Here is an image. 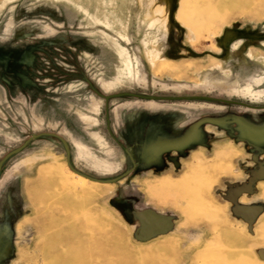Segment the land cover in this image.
Masks as SVG:
<instances>
[{
    "label": "rangeland",
    "instance_id": "374dc122",
    "mask_svg": "<svg viewBox=\"0 0 264 264\" xmlns=\"http://www.w3.org/2000/svg\"><path fill=\"white\" fill-rule=\"evenodd\" d=\"M245 104L264 107V0H0V264H264ZM186 127L166 165L134 148Z\"/></svg>",
    "mask_w": 264,
    "mask_h": 264
},
{
    "label": "flooded vegetation",
    "instance_id": "af4514ba",
    "mask_svg": "<svg viewBox=\"0 0 264 264\" xmlns=\"http://www.w3.org/2000/svg\"><path fill=\"white\" fill-rule=\"evenodd\" d=\"M228 104H233V105H241L242 103H239L237 101H228ZM246 107H250L253 109H262L264 110V107H254L252 105H246ZM159 128H157V131H153V133H149V132H144L143 134L139 135V139L138 142L134 144V148L137 149L138 147H140L141 144H144V142L146 140H148L147 138L150 139L149 143V147L150 150L154 151V159H155V163L153 167H156L155 165H159V164H163L166 165L167 164V158H166V152H170L171 156L174 152L178 153L180 152L181 147H183V145L185 143H187L189 140V134H188V127H186L185 129L182 130L181 133H166L163 130H158ZM145 138L146 140L142 139ZM186 138L185 140H180V138ZM201 137V136H200ZM200 140V138H199ZM203 140V137H202ZM147 144V142L145 143ZM119 145L127 152H129V150L127 148H125V146L122 143H119ZM148 145V144H147ZM182 145V146H181ZM147 149V148H145ZM136 161V160H135ZM138 166V165H137Z\"/></svg>",
    "mask_w": 264,
    "mask_h": 264
},
{
    "label": "water",
    "instance_id": "95a60500",
    "mask_svg": "<svg viewBox=\"0 0 264 264\" xmlns=\"http://www.w3.org/2000/svg\"><path fill=\"white\" fill-rule=\"evenodd\" d=\"M186 99H191V98H186ZM78 175H81L84 178L91 179L93 181H98L99 183H109L110 181H100L98 179H94L91 177H88L84 174L78 173ZM111 181H116V180H111ZM160 223L158 219L154 216L146 215L143 220H142V226L144 231H152L154 229H157L159 227Z\"/></svg>",
    "mask_w": 264,
    "mask_h": 264
}]
</instances>
